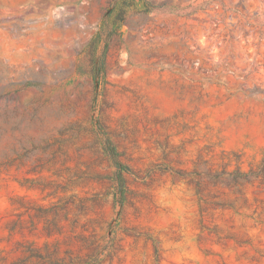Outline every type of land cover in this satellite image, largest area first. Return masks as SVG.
Returning a JSON list of instances; mask_svg holds the SVG:
<instances>
[{
    "label": "rangeland",
    "instance_id": "1",
    "mask_svg": "<svg viewBox=\"0 0 264 264\" xmlns=\"http://www.w3.org/2000/svg\"><path fill=\"white\" fill-rule=\"evenodd\" d=\"M263 157L264 0H0V264H264Z\"/></svg>",
    "mask_w": 264,
    "mask_h": 264
},
{
    "label": "trees",
    "instance_id": "2",
    "mask_svg": "<svg viewBox=\"0 0 264 264\" xmlns=\"http://www.w3.org/2000/svg\"><path fill=\"white\" fill-rule=\"evenodd\" d=\"M105 149L108 155L112 158V160L118 164V153L114 145L106 140ZM118 180L120 183H123V178L120 170L118 171ZM228 182L237 184L241 182H253L255 180L264 181V157L261 159L259 165L256 168H251L248 171H239L238 173L232 174L231 178L226 179Z\"/></svg>",
    "mask_w": 264,
    "mask_h": 264
}]
</instances>
